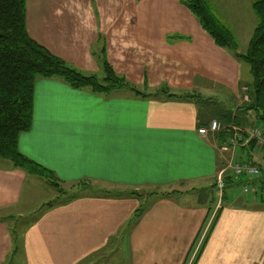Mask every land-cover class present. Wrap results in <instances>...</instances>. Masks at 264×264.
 I'll return each mask as SVG.
<instances>
[{"label": "crops", "instance_id": "crops-1", "mask_svg": "<svg viewBox=\"0 0 264 264\" xmlns=\"http://www.w3.org/2000/svg\"><path fill=\"white\" fill-rule=\"evenodd\" d=\"M35 1L37 37L31 32L32 20L28 31L54 55L66 57L60 47L62 37L53 45L44 40V16L55 17L56 32L68 29L73 34L74 58L82 48L76 44L79 41L90 38L92 46L101 35L106 46L109 31L107 25H97L101 18L123 16L133 18L127 27L140 35V39L133 36L134 47L149 51V70L141 69L128 81L140 93L117 89L102 95L73 89L60 78H36L32 123L18 136L19 153L64 184L89 181L106 188L167 191L143 199L81 192L39 210L16 248L3 218L25 216L19 211L24 188L29 179L34 183L39 178L1 160L0 264H79L121 235L128 240L131 264H191L194 256L193 264H264V198L257 201L241 191L214 203L213 193L219 197L216 175L228 157L218 147L227 134L199 133L216 116L205 109L210 99L192 94L199 88L219 89L220 104L226 108V96L233 102L238 90L249 84L244 61L215 44L185 0ZM122 42L125 45L127 40ZM90 46L80 61L85 66L69 62L68 66L97 76L99 62L93 60ZM119 61L115 58L111 66L127 81L125 72L131 73L137 65L132 59ZM184 90L198 99L168 97ZM234 107L228 112L221 107L219 118L213 120L237 129L263 125L255 114L247 125H238ZM247 153L240 148L236 156L241 161L256 160ZM232 181L233 186L241 185L235 177ZM250 184L259 188L258 180ZM142 205L143 213L131 230H125Z\"/></svg>", "mask_w": 264, "mask_h": 264}, {"label": "rangeland", "instance_id": "rangeland-1", "mask_svg": "<svg viewBox=\"0 0 264 264\" xmlns=\"http://www.w3.org/2000/svg\"><path fill=\"white\" fill-rule=\"evenodd\" d=\"M255 1L256 0H205L208 10H210V13H212L211 15L215 18V20H218V22L221 25H223L224 28H226L228 32L230 33V36L233 39V42L235 45L233 48L234 50H231L226 47H224L223 49H225L226 52H228L234 58L237 57L241 59L240 56L242 54L243 55L245 54L248 43L251 37L253 36L254 31L259 23V20L256 17L253 11V8H252L253 2ZM53 7L54 6L52 4L51 8ZM211 15H208V17L212 18ZM194 16L199 22L198 17L195 14ZM97 19L99 20L100 18H97ZM31 20H32V25H34L32 28L33 31L31 32L35 37H37V32L35 31L36 30L35 22L37 20L36 1L35 0H25V27H26V32L30 37L32 35L28 31L27 27ZM70 20L74 21L75 18H70ZM43 21H45L43 24L47 27L46 37H43L44 40L53 45L54 39H56L58 36L59 37L61 36L63 42L61 40L60 47L62 48L63 57H64V52L66 54V57L60 58L54 55L53 53H51L50 51L49 52L53 56L62 60L66 65H68V62L72 64L73 63L83 64L80 61L81 60L83 61V54L87 51V47H89L92 44V42H90L91 39L88 38L85 43H83L85 40L79 41L78 43H76L82 46V48L77 49L79 51L74 58L72 55L74 52H71V47L74 44L73 38H72L73 34L70 33L68 29L59 30L56 32L55 30H57V28H56V21H55L54 16H44ZM133 23H134L133 18H127L123 16H109V17L101 18V23L98 22L97 25L99 27L102 24L107 25V28L109 31L108 39H107L108 42L106 43L105 41L106 43V46H105L103 41L101 40V35H98L97 42L93 44L92 46H90V51L92 52V57L94 58L93 60L95 62L96 61L99 62L97 63L99 71L97 72L96 75L100 79L104 78V76L106 75L105 71H106V68H108L107 66H109L110 69L114 72L111 65L114 62L115 58L120 59L119 62H123V60L126 62V59L127 60L132 59L135 65H137V68H134V70H132L131 73L125 72L127 81H125L122 77L118 76L115 72H114V76L117 79L118 78L122 79L125 85L136 89V87L131 85L128 81L130 80L131 76L138 74V72L142 70H145V71L149 70V66L147 65V62L149 59L147 53L149 51L134 47V44L132 42L133 36L136 35L138 39H140V35L134 33L133 27H127L129 24H133ZM126 40H127V43L125 45H122L123 44L122 41H126ZM244 62L242 64L244 66L243 68L249 71L248 64ZM85 65L86 64L79 65V66L83 67ZM126 66L127 65H124L125 67L124 69H127ZM139 66H142V67L139 68ZM245 82L250 83L251 78L249 79V81H245ZM198 84H195L193 86H196ZM142 87L143 86L141 84L137 85L138 89L141 88L143 90ZM123 89H128V88H123ZM162 89L166 90V88H162ZM194 89H197V88H194ZM199 89L200 90L192 91V94L193 93L200 94L201 97L205 98V100L210 99L207 104L208 107H205V109L209 110V114L211 113L216 116L213 119H218L219 118L218 113H222V111L220 110L221 107L225 108L224 106L220 104V102L223 100L222 98L223 92H221V90L219 89L213 90L212 88H207V87L202 88V89L199 88ZM184 92H188V91L184 90L182 91V93L176 94V95L177 96H191L192 99H196V100L198 99V97L190 95L189 93H184ZM245 96L247 97V100H244ZM224 100H225L224 105L226 106V108L224 109V112H228L227 109L229 108L231 109L230 111H232L234 106H235L234 109H237V111L235 112V115L236 113L238 114V120H237L238 125L245 126L247 125L248 121L253 120L255 118L253 112L248 113L247 111H243L244 108H246L248 106V103L250 102V95L248 93L247 87H246V90L244 91H241V89L238 90L235 100H233L234 103L231 101V97L229 96H226ZM216 121H219L220 124L223 125L220 120H216ZM41 170L42 171L37 172L38 175H34V176H37L39 179H36L34 183H32V181H30L29 179L24 188L22 207L19 209V211L25 216H17L14 214L12 216H8V217L5 216L6 218H3L10 229V233L12 234V238L14 239V247L16 248H18L19 242H21V235L23 231L29 225V223L35 219V217L38 215L39 210L46 208L48 207V205H50V204L43 205L44 203H48L52 200L54 203H57L56 200L59 202L66 201L70 198V196H73L76 193H77L76 195H78L81 192L90 193L95 190L102 191V192L103 191L115 192L111 194L114 196L126 195L127 192L129 193L135 192L137 194H140L141 199L146 198L148 193H151V192L162 193L161 191L163 192L167 191L165 189H155V188H150V187H141L137 189V191H134V189H131V188L129 189L106 188L100 185L92 184L91 182H89L90 186L85 188L84 190V189H81L80 187H77L76 185H72L73 182H71V184H64L63 182L59 181V179L55 175L51 174L47 170L43 168H41ZM234 177H235L234 173L230 169H228L227 173L222 177V184H223L222 188L217 189L216 187L217 194L219 196L218 199H217V196L215 195V192L213 193L214 203L221 202L222 200H223L222 202H224L225 196H227V194L229 193L235 194V193L241 192L240 185L233 186L234 184H232L233 183L232 179ZM77 183L78 182H76V184ZM226 185H230L233 187L229 188L228 186L226 187ZM215 186H216V181H215ZM254 194H250V196L254 198L257 197V195H254ZM0 215H4V214L0 213ZM213 221L214 219H212L211 222ZM129 227L131 230L130 223L126 224L125 230L129 229ZM210 227H211V223L208 225L207 229H209ZM205 236L206 235L203 234L201 239L204 238L205 240ZM14 254H12L10 258L13 257ZM195 258L196 256L193 257L191 264H193V261L195 260ZM79 264H131L129 245H128V240L126 236L121 235L118 238H115L114 240L108 243V246L104 247L97 254H93L92 256L81 261ZM185 264H190V262L187 261Z\"/></svg>", "mask_w": 264, "mask_h": 264}, {"label": "trees", "instance_id": "trees-1", "mask_svg": "<svg viewBox=\"0 0 264 264\" xmlns=\"http://www.w3.org/2000/svg\"><path fill=\"white\" fill-rule=\"evenodd\" d=\"M184 4L198 17L200 25L211 35L217 46L234 50L235 45L230 33L211 15L205 0H185ZM252 8L259 23L245 54L240 56L248 64L251 76V82L247 84L250 102L243 111L253 112L264 126V0H256ZM107 67L106 75L100 79L95 75H84L66 65L27 34L25 0H0V161L7 160L11 167L19 168L30 175H38L37 172L42 171L40 166L21 155L17 149L18 136L31 127L36 78H60L73 89H86L102 95H109L110 92L123 88L140 93L135 88L125 85L122 79L115 78L114 72L109 66ZM161 91L167 92L163 89ZM168 97L192 99L191 96L173 94ZM237 130L236 127L227 128L221 131L220 135L235 133ZM234 183L233 181L232 184ZM258 184L259 188L254 195H257L256 200L263 201L264 181L258 180ZM75 185L84 190L90 186L89 181H80ZM75 195L70 196L69 199ZM126 195L141 197L135 192ZM157 195L158 192H151L146 198ZM47 204L51 207L55 203L52 200ZM143 209L144 206H140L133 213L128 224L135 223L143 213Z\"/></svg>", "mask_w": 264, "mask_h": 264}, {"label": "built area", "instance_id": "built-area-1", "mask_svg": "<svg viewBox=\"0 0 264 264\" xmlns=\"http://www.w3.org/2000/svg\"><path fill=\"white\" fill-rule=\"evenodd\" d=\"M244 100H247L246 96ZM227 128L229 127L221 125L219 121L212 120L208 127L201 128L199 133L208 134L211 132L215 134ZM240 148H246L250 156L253 158L256 156V160L241 161V157L237 158L236 156V151ZM218 150L222 154H227L228 157L223 162L224 166L217 172V189L222 188V177L230 169L234 173L235 179L239 180L242 193L244 195L254 194L258 189L250 182L253 180L264 181V126H247L239 128L235 133H227Z\"/></svg>", "mask_w": 264, "mask_h": 264}]
</instances>
